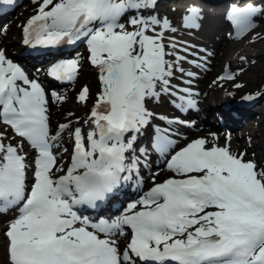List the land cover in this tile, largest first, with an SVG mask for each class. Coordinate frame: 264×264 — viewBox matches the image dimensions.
<instances>
[{
    "label": "snow or ice",
    "instance_id": "obj_1",
    "mask_svg": "<svg viewBox=\"0 0 264 264\" xmlns=\"http://www.w3.org/2000/svg\"><path fill=\"white\" fill-rule=\"evenodd\" d=\"M181 2L173 22L156 13L159 0H33L19 25L24 45L63 55L83 44L87 53L56 59L46 76L75 83L85 59L96 70L94 98L87 85L75 96L83 117L67 110L53 123L67 96L0 46V264H264V166L233 151L230 135L223 144L216 133L188 140L181 128L192 122L156 110L164 101L196 109L191 68L207 71L213 55L192 42L198 0ZM260 16L264 0L230 3L228 37L264 40ZM153 158L163 167L152 171ZM129 186L136 198L119 215L82 214Z\"/></svg>",
    "mask_w": 264,
    "mask_h": 264
},
{
    "label": "bare ground",
    "instance_id": "obj_2",
    "mask_svg": "<svg viewBox=\"0 0 264 264\" xmlns=\"http://www.w3.org/2000/svg\"><path fill=\"white\" fill-rule=\"evenodd\" d=\"M201 4L204 5V8L209 9L213 15H209L211 19L217 20L216 25H219L220 28L226 25L225 20L222 18V11L224 6L229 0H199ZM183 8V3L180 2L179 10L181 12ZM208 10V11H209ZM25 12L23 10L20 12L17 18H11L5 20L6 24H11L10 28H6L4 31H0V46L5 47L7 54L10 58L17 62L18 56H13V47L6 45L7 37H13V42L18 44L20 40V28L17 25L18 20L21 19V15ZM261 24L257 26L256 32H259L261 36H264V17L261 18ZM202 27V26H201ZM218 28L209 38H206L202 31H197L195 34V38L192 40L193 43H197L200 46L206 48L209 52L213 53L210 56L213 61L209 66L205 74H203V78H199V83L195 81L194 87H196V91L199 95L196 97L197 99V107L196 109L190 110L187 113L191 115H195L201 118L204 122H206L205 126H198V134H205L206 131H210L211 129H222L223 127H227L228 129L233 130L231 145L234 148L243 147L242 144L238 141L240 138L237 136V133L243 132L247 134L249 137L264 135V131L257 130V124L255 118L253 116H259L262 113V105L264 104V92L260 90H256L258 93L255 94L257 103L252 107L245 108L235 104V91L234 89L227 88V84H223L222 88H218V84H213V80L211 78L210 72H214L219 68H223L225 63L232 69H237L241 67L244 71H246L245 79L248 82L259 83L264 78V66L260 63L261 58L260 54L264 50V46L258 45L255 42L250 43V39L244 40L242 43L232 42L231 39L227 35H222ZM262 28V29H261ZM201 29V28H200ZM252 47V49H250ZM246 56L249 59L247 61L242 62L239 57ZM191 59V57H190ZM24 68V67H23ZM25 69V68H24ZM211 69V70H210ZM31 76H36L38 70L30 66V68L25 69ZM224 86V87H223ZM211 87H214V92L210 95ZM226 87V88H225ZM261 87V86H260ZM234 88V87H233ZM61 93L67 96L66 102L60 107L58 110L55 106H53L52 111L58 112L60 114L53 115L52 120L53 123L57 121H61L63 119L62 113L67 110H71L75 112L76 107L71 105V101L73 97L75 98L74 90H66ZM176 111L174 108H172ZM256 125V126H255ZM256 146V144L249 145L247 148H252ZM153 163L151 165V170L155 171L157 165L159 167H163V164H159L158 161L153 158ZM256 161L259 165L263 163L262 157H257ZM147 174V170H145ZM150 181L147 176V182ZM137 195V190H129L126 191V194L121 196L119 200L115 201V203L109 205L107 208L115 207L116 211L119 213L123 210L122 205L125 204L128 198L135 199ZM105 208V214H109L112 210H108ZM111 214V213H110ZM109 214V217L113 216ZM7 222V217L0 218V229L4 227ZM4 223V225H3ZM0 240H3L0 237ZM3 241H0V249L2 250Z\"/></svg>",
    "mask_w": 264,
    "mask_h": 264
},
{
    "label": "rangeland",
    "instance_id": "obj_3",
    "mask_svg": "<svg viewBox=\"0 0 264 264\" xmlns=\"http://www.w3.org/2000/svg\"><path fill=\"white\" fill-rule=\"evenodd\" d=\"M167 1L168 0H166V2ZM229 1H231V0H229ZM198 2L201 3L200 1H198ZM33 6L35 7V5L33 4L31 6V8ZM201 6H202V10H203V19L201 21V26L202 27H201V29H199V31H202V34L206 38H209L210 35H212L215 32V30L217 29L216 27H213V26L210 27V24H212V23L214 24V22H216L217 20L211 19V17L209 15L212 16L213 13H211V11L209 9L204 8V5L201 4ZM179 7H180L179 1L178 2H174L172 4H168L166 6L163 5L161 7L158 4V6L156 7V13H159L162 16H167L170 20L175 22V21L179 20V17H180V13L181 12L179 10ZM29 11L30 10H28L27 12H25L24 14L21 15V19L18 20L17 25H20V23H22L23 20H26L29 16H31L33 14V10H32V12H29ZM20 12L21 11H18L17 13L12 14L10 17L14 18L15 15L19 14ZM263 17L264 16H260V17L257 18V20H256L257 26H259L261 24L260 20ZM222 18H224V9H223V12H222ZM126 19L127 18H125V20ZM122 22H124V21H122ZM10 26H11V24L2 25L0 27V31H4L6 28H10ZM221 31L222 32H227V31L224 30V28ZM12 38L13 37H7L6 45L7 46H12L13 50H14L15 49L14 48L15 47L14 46L15 42H13ZM247 38L250 39V36L249 37H245V38L240 39V40L233 38V39H231V41L235 42V43H242ZM255 43L258 44V45L264 46V40H259V41L255 42ZM250 49H252V47ZM14 52H15V50H14ZM79 53H81V55L86 57L87 53H86V50H85V46L82 49V51L79 52ZM259 56L261 58L260 63L264 66V50ZM210 61H211V59L209 57L208 66H210L209 64H211ZM185 67L189 68L190 66L189 65H185ZM191 70L192 71H196L194 68H191ZM197 72L199 73V77L203 78V75H201V74H203V71L198 70ZM234 72L237 75L236 78L233 81H231V82H226L225 84H227L226 85L227 88L234 89L236 95L243 96L244 94H249L250 96L253 97V96H256L255 94L258 93L256 90H260L261 92H264V78L261 81H259V83H253V82L250 83V82H248L245 79L246 71H244L241 67L235 69ZM220 73H221V69L220 68L218 70L214 71V72L213 71L210 72L212 80L213 81H217L216 84H218V86H219L218 88H222L220 86H222L224 84L223 82L217 80V78H218ZM196 82L199 83V81H196ZM234 84H240V85H242V87L235 89V88H233ZM83 85H87L89 87L91 93L93 94V98H94V94L98 90L97 73H96V70L87 63L86 59L82 62V70H81V72L79 74L78 82L72 88V90H74L76 92L75 96H76L77 92L79 91V89ZM212 91L213 92L215 91L214 87H211L210 95L213 93ZM71 105L76 107V110H74V111H75V113L77 115H80V116L83 117L86 114V109L84 107L78 105L76 103V100H75L74 97H73V100L71 101ZM151 106L152 105H150V107ZM156 110L161 112V113H163V114H168V115H173L175 113L174 110L172 109L171 105H169L166 101L162 102V104L159 107H157ZM253 117L255 118V121H256L255 124H257V130H259V128H261L260 130L264 131V104L262 105V113L259 116L255 115ZM62 121H63V119H61L60 122H62ZM197 129H198L197 126L196 127L193 126L191 131L194 134L192 136H196L198 134V132H197L198 130ZM209 133H216V134L222 136L224 134V128L222 130L211 129ZM237 136H239L240 139L238 141L243 146V147H241L242 149H240L239 151L240 152H246L247 153V157L249 159H255L256 160L257 157H262L263 158V163L260 166H264V135L249 137L247 134H244L243 132H240V133H237ZM248 144L252 145V146L254 144H256V146H254V147L249 149V148H247ZM167 175H168V172L165 171L158 177V179L162 180V178L167 176ZM150 184H151V181L149 182V185ZM3 225H4V223H3ZM0 241L2 242L3 240H0ZM0 256H2V250L1 249H0Z\"/></svg>",
    "mask_w": 264,
    "mask_h": 264
},
{
    "label": "trees",
    "instance_id": "obj_4",
    "mask_svg": "<svg viewBox=\"0 0 264 264\" xmlns=\"http://www.w3.org/2000/svg\"><path fill=\"white\" fill-rule=\"evenodd\" d=\"M163 1H166V0H163Z\"/></svg>",
    "mask_w": 264,
    "mask_h": 264
}]
</instances>
